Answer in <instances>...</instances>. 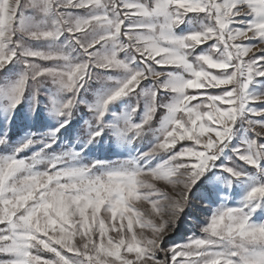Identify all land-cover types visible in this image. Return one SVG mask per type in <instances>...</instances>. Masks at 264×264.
Wrapping results in <instances>:
<instances>
[{
    "label": "snow or ice",
    "instance_id": "obj_1",
    "mask_svg": "<svg viewBox=\"0 0 264 264\" xmlns=\"http://www.w3.org/2000/svg\"><path fill=\"white\" fill-rule=\"evenodd\" d=\"M0 264H264V0H0Z\"/></svg>",
    "mask_w": 264,
    "mask_h": 264
}]
</instances>
